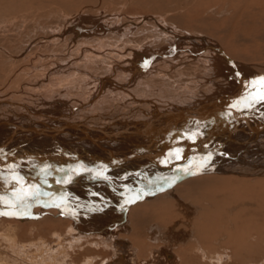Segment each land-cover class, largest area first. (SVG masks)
<instances>
[{
    "label": "rangeland",
    "instance_id": "rangeland-1",
    "mask_svg": "<svg viewBox=\"0 0 264 264\" xmlns=\"http://www.w3.org/2000/svg\"><path fill=\"white\" fill-rule=\"evenodd\" d=\"M152 20L170 29L169 35H159ZM171 30L173 34H197L215 41L246 75L264 73V0H0V94L40 109L71 107L86 97H94L97 91L81 89H94L98 86L95 81L110 78L127 86L119 90L113 87L115 91L108 90L112 86L106 87L102 100L94 103L93 112L97 106L103 109L124 101L128 92L148 95L168 110L166 105L172 102L181 107L193 106L196 99L190 95L207 98L220 88L233 86L220 63L206 57L198 45L197 49L192 47L195 41L179 45L176 55L169 53L173 45ZM118 31L120 34H116ZM63 32L61 39H57ZM189 49H196L191 50L197 53L195 58L190 56L193 52ZM157 51L167 57L152 64L150 70L130 76V68H141L145 58ZM99 52L102 56L94 58ZM117 64L123 65L124 70L121 66L113 69ZM214 183L184 185L177 194L184 205L201 201L199 206L211 207L206 213H202V207L198 213H188L174 200H156L133 209L129 215L136 233L122 236L142 251L140 261L155 262L150 250L169 245L178 255V264H264V183ZM29 197V202L23 200L22 207L13 210L30 207L34 198ZM3 203L10 209L15 207ZM39 207L35 206L32 213L51 212L54 217H0V264H101L115 258V249H104L103 245L96 248L95 243L100 242L97 236L76 244L68 241L62 247L57 245L55 234L66 237L74 222L62 217L55 208ZM113 214L117 218L118 213ZM83 215L76 214L85 218V223L100 226L99 216ZM9 225L15 229V243L3 236ZM152 226H159L162 238L158 242L149 240L148 228ZM249 242L257 243L252 248L248 247ZM44 244H50L53 250L46 252ZM227 254L234 259L226 260Z\"/></svg>",
    "mask_w": 264,
    "mask_h": 264
},
{
    "label": "bare ground",
    "instance_id": "bare-ground-1",
    "mask_svg": "<svg viewBox=\"0 0 264 264\" xmlns=\"http://www.w3.org/2000/svg\"><path fill=\"white\" fill-rule=\"evenodd\" d=\"M153 23L159 35H169L170 29L164 24ZM173 33V45L170 50L167 49L169 53L176 55L179 45L195 41L192 47L198 45L206 57L216 64L220 63L227 71L224 73L228 80L233 81V86L220 88L221 91L209 94L207 98L190 95L197 102L193 106L181 107L172 102L166 105L168 110L162 109L148 95L128 92L124 101L103 109L97 106L93 112L94 103L101 99L106 87L112 86L108 90L115 91L113 87L119 90L127 86L110 78L95 81L98 86L94 89H81L85 92L97 89V93L71 107L56 105L40 109L15 102L13 96L3 97L0 94V217L29 220L35 215L36 218H43L52 216V213L34 214L32 210L35 206L47 210L55 208L62 217L74 222L66 237L55 234L57 245L61 247L68 241L76 244L90 236H97L100 242L95 243L96 248L103 245L104 249H115V258L101 264H178V255L168 248L169 245L150 250L155 262L139 260V248L122 236L123 233H136L129 215L136 206L156 200H174L189 210L188 213L195 214L201 211V201L184 205L185 202L177 195L184 185H197L199 182L208 185L215 184V181L234 182L236 186L252 185L255 181L264 183V102H254L253 95L259 85L256 88L252 86V82L258 81L264 73L244 74L220 44L204 36ZM116 34H120L119 31ZM63 35L64 32L56 37L61 39ZM191 50L188 52L195 51ZM159 52L145 58L141 68L134 64L135 67L128 71L130 76L150 70L152 64L167 57L164 52ZM88 55L91 56L90 53ZM95 55L94 58L102 56L101 52ZM191 55L195 58L197 53ZM119 66L121 64L113 69ZM121 68L124 70L125 67L122 65ZM119 107L124 109L119 110ZM29 196L34 198L30 207L13 210L22 207L25 201L29 202ZM3 202L15 207L10 209ZM107 206L109 208L105 209ZM209 208L202 207V213ZM114 211L118 213L117 218ZM85 213L92 218L99 216L100 226H93L95 222L85 223V218H82ZM104 218L110 221H104ZM158 227L148 228L152 242L162 238ZM7 228L10 229L3 236L15 243L14 227L9 225ZM250 232L254 234V230ZM192 233L195 236V231ZM256 243L249 242L248 247L256 246ZM44 245L46 252L54 248L50 244Z\"/></svg>",
    "mask_w": 264,
    "mask_h": 264
},
{
    "label": "snow or ice",
    "instance_id": "snow-or-ice-1",
    "mask_svg": "<svg viewBox=\"0 0 264 264\" xmlns=\"http://www.w3.org/2000/svg\"><path fill=\"white\" fill-rule=\"evenodd\" d=\"M236 75L238 76L239 73H236ZM257 85H259V89L253 95V100L255 103H261L264 102V76L260 77L258 81L252 82L253 88H256Z\"/></svg>",
    "mask_w": 264,
    "mask_h": 264
},
{
    "label": "crops",
    "instance_id": "crops-1",
    "mask_svg": "<svg viewBox=\"0 0 264 264\" xmlns=\"http://www.w3.org/2000/svg\"><path fill=\"white\" fill-rule=\"evenodd\" d=\"M141 253H142V251L140 252V254H141ZM227 255H228V254H227ZM228 256H229V257H227V258L225 257L226 260H227V259H228V260H231V259L233 260V259H234L232 255H228ZM142 258H143V259H146V258H144V257H142Z\"/></svg>",
    "mask_w": 264,
    "mask_h": 264
}]
</instances>
